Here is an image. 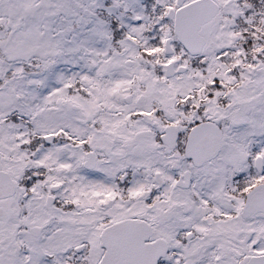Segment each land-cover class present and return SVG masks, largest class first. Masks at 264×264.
Instances as JSON below:
<instances>
[{
  "label": "snow or ice",
  "instance_id": "1",
  "mask_svg": "<svg viewBox=\"0 0 264 264\" xmlns=\"http://www.w3.org/2000/svg\"><path fill=\"white\" fill-rule=\"evenodd\" d=\"M0 264H264V0H0Z\"/></svg>",
  "mask_w": 264,
  "mask_h": 264
}]
</instances>
